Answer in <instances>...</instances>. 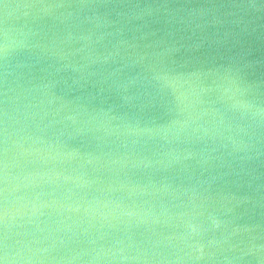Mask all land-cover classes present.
<instances>
[{
	"label": "water",
	"instance_id": "1",
	"mask_svg": "<svg viewBox=\"0 0 264 264\" xmlns=\"http://www.w3.org/2000/svg\"><path fill=\"white\" fill-rule=\"evenodd\" d=\"M0 264H264V0H0Z\"/></svg>",
	"mask_w": 264,
	"mask_h": 264
}]
</instances>
